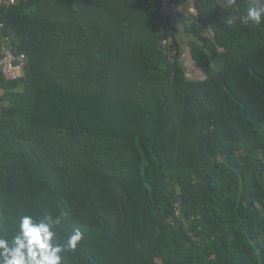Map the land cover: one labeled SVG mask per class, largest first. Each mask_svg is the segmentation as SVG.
Returning a JSON list of instances; mask_svg holds the SVG:
<instances>
[{"label":"trees","instance_id":"1","mask_svg":"<svg viewBox=\"0 0 264 264\" xmlns=\"http://www.w3.org/2000/svg\"><path fill=\"white\" fill-rule=\"evenodd\" d=\"M194 2V18L181 0L0 11L25 57L0 78V238L50 216L56 242L84 234L61 264H264V23L247 0Z\"/></svg>","mask_w":264,"mask_h":264},{"label":"clouds","instance_id":"2","mask_svg":"<svg viewBox=\"0 0 264 264\" xmlns=\"http://www.w3.org/2000/svg\"><path fill=\"white\" fill-rule=\"evenodd\" d=\"M234 3V0H228ZM258 0H250L244 16V22L255 25L264 23V6H257ZM231 23V21H229ZM61 223V218L46 216L34 219L25 215L19 218L15 235L9 241L0 238V264H61L62 253L74 252L84 239V234L77 228L62 243L55 241L56 233L52 230Z\"/></svg>","mask_w":264,"mask_h":264},{"label":"built area","instance_id":"3","mask_svg":"<svg viewBox=\"0 0 264 264\" xmlns=\"http://www.w3.org/2000/svg\"><path fill=\"white\" fill-rule=\"evenodd\" d=\"M28 1L29 0H0V11ZM259 6H264V0H259ZM161 27L163 34L167 36L159 42V49L162 51L163 55L168 58V61H172L178 53L177 47L171 38L172 31L166 24ZM1 30H3V24L0 22V78L5 81H16L23 76L25 57L23 54L16 53L10 36H5ZM180 215L181 210L179 207H176L174 220H178ZM190 221H193V218H190Z\"/></svg>","mask_w":264,"mask_h":264},{"label":"crops","instance_id":"4","mask_svg":"<svg viewBox=\"0 0 264 264\" xmlns=\"http://www.w3.org/2000/svg\"><path fill=\"white\" fill-rule=\"evenodd\" d=\"M215 1L220 7L228 8V7H232L233 5H235V3L239 0H234V3H228V0H215ZM247 1L249 2L250 0H247ZM194 4H195L194 0H181V6L179 8L180 13H181L180 15L184 18H192V17L194 18V16L196 17V14H194L193 12V9L195 6ZM165 6L166 5H164V7ZM257 6H259V0L257 3ZM164 7L161 8L162 12L166 15H170L172 17V21L175 22L176 21L174 17L175 14L170 10V7H169V10ZM178 33H179V36L186 42L187 40L186 36H183L182 33H180V31ZM182 48H183V60L185 61L184 63L186 64L188 68L187 70L188 76H193V77L199 76L200 77L202 72L194 67L192 57L189 54L190 50L188 49L187 45H183Z\"/></svg>","mask_w":264,"mask_h":264},{"label":"rangeland","instance_id":"5","mask_svg":"<svg viewBox=\"0 0 264 264\" xmlns=\"http://www.w3.org/2000/svg\"><path fill=\"white\" fill-rule=\"evenodd\" d=\"M10 39L13 41L14 40V37L10 36Z\"/></svg>","mask_w":264,"mask_h":264}]
</instances>
